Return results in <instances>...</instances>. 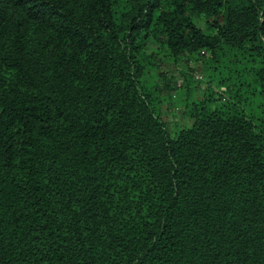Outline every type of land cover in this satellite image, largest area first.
Instances as JSON below:
<instances>
[{"label":"trees","instance_id":"trees-1","mask_svg":"<svg viewBox=\"0 0 264 264\" xmlns=\"http://www.w3.org/2000/svg\"><path fill=\"white\" fill-rule=\"evenodd\" d=\"M151 39L215 84L179 131ZM0 264H264V0H0Z\"/></svg>","mask_w":264,"mask_h":264},{"label":"rangeland","instance_id":"rangeland-1","mask_svg":"<svg viewBox=\"0 0 264 264\" xmlns=\"http://www.w3.org/2000/svg\"><path fill=\"white\" fill-rule=\"evenodd\" d=\"M198 23L205 28L203 20ZM145 62L147 67L143 80L156 98L161 116L169 128L175 132L191 126L188 106L202 98L209 85L215 87L203 69L204 61L188 57L173 58L151 39L145 51Z\"/></svg>","mask_w":264,"mask_h":264}]
</instances>
